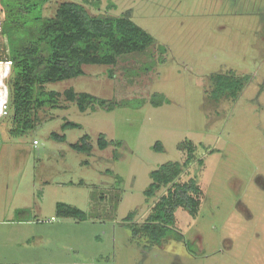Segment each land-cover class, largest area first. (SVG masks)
<instances>
[{"label": "rangeland", "instance_id": "rangeland-1", "mask_svg": "<svg viewBox=\"0 0 264 264\" xmlns=\"http://www.w3.org/2000/svg\"><path fill=\"white\" fill-rule=\"evenodd\" d=\"M91 1L50 0L43 16L61 2L90 15L130 10L154 46L46 84L61 95L57 107L36 110V127L22 136L9 133L11 111L0 118V264H264V0ZM2 43L0 36V53ZM227 72L245 77L246 86L235 100L213 102L210 76ZM10 76L0 61V100ZM70 88L112 109L80 112L63 95ZM65 122L80 128L63 129ZM100 134L110 143L103 150ZM84 135L88 154L70 146ZM185 143L195 150L179 181L197 180L202 197L195 217L175 212L183 241L169 236L151 246L132 238L125 218L147 217L167 190L145 197L151 173L168 162L184 165ZM57 203L86 219L59 216Z\"/></svg>", "mask_w": 264, "mask_h": 264}, {"label": "trees", "instance_id": "trees-1", "mask_svg": "<svg viewBox=\"0 0 264 264\" xmlns=\"http://www.w3.org/2000/svg\"><path fill=\"white\" fill-rule=\"evenodd\" d=\"M49 1L0 0V12L3 14L0 36L6 40L1 45L0 61L8 62L11 66V76L6 81L9 89L8 111H11L7 121L9 133L14 137L22 136L36 127V110L57 107L61 95L56 91H46V84L82 76L85 65L109 67L124 57L144 55L155 43L147 31L132 21L130 10L116 17L90 15L83 5L61 2L54 15L46 17L43 16V8ZM90 3L99 5L98 0ZM109 74L111 76V71ZM210 79L208 98L216 103L237 99L247 83L245 77L236 76L233 72L225 75L216 73ZM63 95L67 101L75 103L80 112L97 107L112 109L106 100L88 93H77L73 88L65 90ZM69 127L80 128V125L73 122L62 125L63 129ZM51 138L65 140L64 136L56 133L51 134ZM109 145L105 136L100 134L97 148L103 150ZM70 146L80 153L92 151L88 135ZM184 146L189 154L184 165L168 162L151 173V184L144 192L145 197L153 198L162 187L167 190L151 206L147 217L140 223L132 220L136 212L125 218V226L132 238H145L151 246L161 245L169 236L183 241L182 234L175 229V212L181 208L195 217L202 197L197 180L179 181L183 167L193 159L195 150L191 144L185 143ZM158 147L161 151V146L156 143L155 149ZM57 214L78 221L86 219L82 210L64 203H57Z\"/></svg>", "mask_w": 264, "mask_h": 264}, {"label": "built area", "instance_id": "built-area-1", "mask_svg": "<svg viewBox=\"0 0 264 264\" xmlns=\"http://www.w3.org/2000/svg\"><path fill=\"white\" fill-rule=\"evenodd\" d=\"M8 94L6 93L0 100V118H4L8 115ZM37 141H33V145H37Z\"/></svg>", "mask_w": 264, "mask_h": 264}]
</instances>
